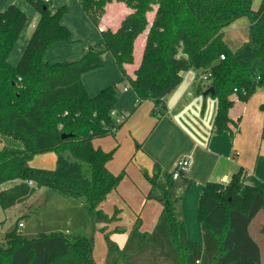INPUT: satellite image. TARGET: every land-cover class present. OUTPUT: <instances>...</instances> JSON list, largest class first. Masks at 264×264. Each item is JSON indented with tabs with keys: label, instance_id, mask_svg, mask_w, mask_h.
I'll list each match as a JSON object with an SVG mask.
<instances>
[{
	"label": "trees",
	"instance_id": "16d2710c",
	"mask_svg": "<svg viewBox=\"0 0 264 264\" xmlns=\"http://www.w3.org/2000/svg\"><path fill=\"white\" fill-rule=\"evenodd\" d=\"M29 1L39 20L16 66L10 55L28 16L16 4L0 12V139L12 142L0 149L2 209L27 204L42 187L84 201L94 229L103 224L108 264H263L249 230L264 210L263 192L246 184L242 168L229 182L204 185L199 200L202 241L196 242L172 200V175L169 186L160 187L156 174L150 181L152 190L163 192L158 223L146 232L138 217L120 247L112 234L126 230L108 229L119 217L106 213L102 204L125 172L114 175L109 170L117 148L106 151L94 142L116 135L123 125L112 115L121 85L128 84L139 103L152 101V113L160 120L168 114V96L190 70L211 72L210 87L218 101L213 131H229L234 138L241 127L230 117L234 98L248 102L264 89V0L257 9L255 0H79L96 27L109 3L125 4L131 13L116 30L101 31L103 42L89 45L80 60L64 63L48 61L47 54L57 44L74 42L62 23L68 8L55 6L53 0ZM242 18L250 20V35L234 52L224 31ZM145 32L142 60L131 76L126 67L134 63L135 43ZM107 53H112L122 79L90 97L82 77L102 67ZM259 109L264 113V103ZM67 134L72 136L63 138ZM52 152L57 156L53 169L31 165L37 155ZM5 239L8 247L0 244V264H98L93 236L40 233L28 239L15 229Z\"/></svg>",
	"mask_w": 264,
	"mask_h": 264
},
{
	"label": "crops",
	"instance_id": "0c3cea01",
	"mask_svg": "<svg viewBox=\"0 0 264 264\" xmlns=\"http://www.w3.org/2000/svg\"><path fill=\"white\" fill-rule=\"evenodd\" d=\"M53 1V4L57 7L65 5L68 8V12L62 18V23H64L70 29L71 33V26H73V22L77 21L80 23V25H82L83 28L85 26L88 29L90 37L92 40H94V37L97 34L95 31H93L92 25L95 24H93L88 18L83 7H81L79 0ZM17 2L18 0H1L0 12H2L7 6L14 5ZM129 13H131V10L126 5L117 2L109 4L108 13L102 19L101 26L96 27L100 33V37L101 31L103 30L110 28L116 30L119 28L123 22L122 20ZM28 22L27 27L29 26ZM37 22L38 19L37 21H32L31 33H26V27L20 35L17 46L10 55L9 61L13 66H16L21 59V55L30 41L29 39L37 26ZM229 28H231V30H228ZM249 28L250 20L248 18H242L235 22L234 25L227 27V31H229L230 34L228 35V41H226V43L234 52L248 41L250 35ZM101 38L102 39L98 44L103 42V37ZM146 38V34H142L135 43V61L132 65H127L126 67L128 73L131 76H134V72L139 68L138 66L141 63ZM225 40H227L226 32ZM88 45L89 44H87L86 48H83L84 45H82V47H78L73 45V43L63 42L57 44L48 51L47 59L53 63H64L65 61L80 60V58L84 56V52L86 51ZM103 61L102 67L96 69L95 71L88 72L82 77L83 85H85L87 93L90 97L96 96L97 93H99L104 88L119 84L118 82L122 79V75L119 68H117L112 53H107ZM195 73L196 71L194 70L183 73V82L174 90L173 93L168 96V114L162 117L160 120H157V118L152 113L154 109V103L152 101L147 100L144 101V103H139L135 92L132 89H128V84L122 85V87L120 86L121 92L118 95V102L116 104L115 111L118 114L125 115L128 118L127 120L125 119L126 121L124 120L125 122H123V125L116 135L108 136L113 137V144L110 145L107 140L103 141L100 138L94 142L96 147H102L106 151H111V146H113V148H117L116 151L119 149V154H122L123 147L127 148V154L125 155L129 156L132 153L131 160L135 157V161L133 163L136 162V165H138V169L140 170V172L137 174L139 181H144V179L146 180L143 172H146L148 177H150V175L154 177L157 174V181L163 176V173H166L169 178L181 158L186 154H192L194 161L191 169L187 174L178 179V181L186 180L187 183L185 182V184L180 185L177 189L178 192L180 189L185 190V198H187V195L191 189H195L190 196L192 203L193 201L195 202V199L197 200V198L202 195V189L209 181H218L221 183L229 182L232 175L237 173V166H240V168L246 172V184L253 187H255L256 184H261V182L254 177L253 179L258 183L255 182L256 184H254V182H251L253 179L249 175L250 167L247 166L249 169H245L247 165L246 156H244L242 152L238 151L234 145L228 147L226 141L220 139L217 137L219 135L214 133L213 123L217 114L216 110L218 101L215 98V95H212L211 93H208L206 96L201 93L200 84L202 82L198 80L199 74L195 76ZM234 100L237 101L239 99L234 98ZM263 103L264 101H261L258 104V108ZM248 111H250V109ZM261 113L262 120L256 117L257 122L260 125L258 129H256L254 137L252 138V146L249 151V155L251 156L255 149L258 150V155L260 157L261 155L264 156V140L262 139L264 113L262 111ZM230 117L235 123L239 121L240 125L243 114L235 119L233 116V110L231 109ZM226 132H224L223 135H225ZM46 154L37 155L34 159L36 161L33 162V160V164L31 163V165L36 168L40 167L53 169L56 166L57 156L54 152ZM41 160H46L49 165H44L46 167H42ZM112 161L108 166L111 172L114 171L113 166H111L113 163ZM127 167H125V169ZM125 169H123V171H125ZM259 178L262 179L264 177L260 176ZM178 181L172 180L174 185H176ZM150 185L151 187L149 189L148 199L154 198L152 196V184ZM147 187L148 186H146V190L148 189ZM109 198L107 201H105L104 205L115 204L113 203V200ZM21 206L22 205H18L14 208ZM159 206L160 208L155 210L156 216L154 220H151L153 227L147 229L142 222L143 231H152L157 225V221L163 210V206H161V204ZM179 212L181 217L185 219V212ZM138 217L141 218V215ZM256 219L250 226V234H252L251 230ZM253 238L258 243L261 253L263 254V249L259 239L255 238L254 236ZM200 241H202V236Z\"/></svg>",
	"mask_w": 264,
	"mask_h": 264
},
{
	"label": "rangeland",
	"instance_id": "374dc122",
	"mask_svg": "<svg viewBox=\"0 0 264 264\" xmlns=\"http://www.w3.org/2000/svg\"><path fill=\"white\" fill-rule=\"evenodd\" d=\"M260 3L261 0H255L254 8L257 9ZM15 4L27 14L29 18V26L26 28V33H31L32 21H37V19L39 20L38 11L32 6L29 0H18V2ZM109 4L107 5L105 14L103 15L102 19L108 13ZM5 9H3V11ZM153 15L154 13H150L148 15V19L151 22L153 19ZM73 23V26H71L72 39L74 40L73 45L78 47H82V45H84L83 48H86L87 44L92 45L101 41L102 38L100 37V33L98 32L95 25L91 24L93 27V31H95L97 34L94 37V40H92L89 31L85 26L83 28L82 25H80V23L77 21ZM228 30H231V28H229ZM225 32L227 39L226 41H228V35L230 33L229 31H227V28ZM143 34H146V32ZM197 74L199 73L196 71L195 76ZM209 88L210 81H205V83L200 84L202 94H204ZM261 101H264V89L255 91L253 97L247 103L240 100L235 101V104L232 108L234 118L237 119L238 116L243 114L240 124L241 131L234 137V139L231 137L230 132H226L225 135L222 134L223 136L219 135L217 137L225 140L228 147L234 145L238 151L242 152L244 156H246L247 165L245 169H249L247 167L249 166V175L252 177V179L254 177L261 182V184H256L258 183L256 180L253 179L254 181H251L256 184L255 187H259L262 190L264 198V178H259L260 176L264 177V156L261 155L260 157L258 155L257 149H255L254 153H252V156L249 155V151L252 146V138L254 137L256 129H258L260 125L257 122L256 117L262 120V113L258 108V104ZM249 109L250 111H248ZM100 139L103 141L107 140L110 145L114 142L113 137H103ZM5 145H12V142L7 138L0 139V149ZM111 147L112 149H114L113 146ZM125 154H127V148L123 147L122 154H119L118 149L115 153L114 160L112 161L113 163L111 165L113 166L114 171L112 172L114 175L119 174L121 171H123V169H125V167L128 166L124 171L125 178L120 183L116 191L112 192L109 198L112 199L113 203L115 204L104 205L105 202L102 204V209L106 213L111 216L117 214V216L119 217L117 221L108 223V229L115 230L118 226H120L121 228L126 230V232H118L112 234V238L120 247L125 245L128 232L133 228L135 221L139 215H141V220L147 229L153 227V223L151 222V220H154L156 216L155 210L160 208L158 199L161 197V193H163L160 188H157L155 190H152V196L154 198L148 199L149 189L151 187L150 177H152V175L148 177L146 172H143L146 180L144 179V181H139L137 174L138 172H140V170L138 169V165H136V162L133 163L135 161V157L131 160L132 153L129 156ZM35 161L36 160H34L33 162ZM130 162L131 164L129 165ZM41 164L42 167H46L49 165L46 160H41ZM239 169L240 166H237L236 171H238ZM168 180V175L166 173H163V176L158 180V185H160V187H168ZM185 182L187 183L186 180L178 181L176 185L171 187V197L172 200L176 203V206H178L179 211L185 212L184 216L185 221L187 222L188 236L192 241L196 242L201 240V223L199 220V200L201 195L197 198V200L195 199V202L193 201L192 203L190 196L195 189H191V191L187 195V198H185V190L180 189L179 192L177 190L178 187L182 184H185ZM146 186H148L147 190ZM33 196L34 198L32 200L18 208L13 207L9 208L8 210H3L0 206L1 245H3L4 247H8V242L6 241L5 236L7 233H9V231H13L15 229H17L24 238L26 237L28 239L37 238L40 233H64L70 236L85 237L93 236L95 240L93 255L95 256L97 263L108 264V250L107 242L104 238L102 230L103 224L97 225L96 229H94V225H92L89 217L87 204L84 201L73 197L67 198L57 192H50L47 188L44 187L39 188ZM28 205H32V208L30 210L27 208ZM19 224H23V227L19 228ZM251 233L255 238L259 239V242L261 243L263 249L262 263L264 264V211L257 216Z\"/></svg>",
	"mask_w": 264,
	"mask_h": 264
},
{
	"label": "built area",
	"instance_id": "2783aa9c",
	"mask_svg": "<svg viewBox=\"0 0 264 264\" xmlns=\"http://www.w3.org/2000/svg\"><path fill=\"white\" fill-rule=\"evenodd\" d=\"M56 1H62V0H56ZM225 56L222 55L221 59H224ZM211 78V72L206 71L205 73H201L198 76V80L205 83V81H210ZM261 90V89H260ZM127 91V90H126ZM112 115H115L117 117V123L122 124L124 120L126 119L125 115H120L116 111H113ZM194 158L192 154H186L184 155L181 160L177 163V166L175 170L172 172V180L178 181L183 175L187 174L189 170L191 169L193 165ZM23 224H19V228H22Z\"/></svg>",
	"mask_w": 264,
	"mask_h": 264
},
{
	"label": "water",
	"instance_id": "95a60500",
	"mask_svg": "<svg viewBox=\"0 0 264 264\" xmlns=\"http://www.w3.org/2000/svg\"><path fill=\"white\" fill-rule=\"evenodd\" d=\"M208 93H211L212 95L215 94V90L213 87H210L205 93H204V96H206ZM72 135L71 134H67V135H64L63 138H67V137H71Z\"/></svg>",
	"mask_w": 264,
	"mask_h": 264
}]
</instances>
